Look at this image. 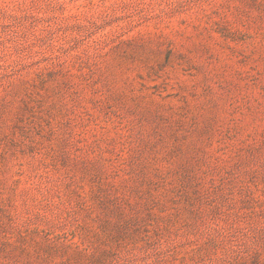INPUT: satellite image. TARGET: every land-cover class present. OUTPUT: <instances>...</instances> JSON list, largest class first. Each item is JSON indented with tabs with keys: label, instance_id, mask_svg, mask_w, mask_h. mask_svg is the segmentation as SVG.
I'll use <instances>...</instances> for the list:
<instances>
[{
	"label": "rangeland",
	"instance_id": "374dc122",
	"mask_svg": "<svg viewBox=\"0 0 264 264\" xmlns=\"http://www.w3.org/2000/svg\"><path fill=\"white\" fill-rule=\"evenodd\" d=\"M0 264H264V0H0Z\"/></svg>",
	"mask_w": 264,
	"mask_h": 264
}]
</instances>
